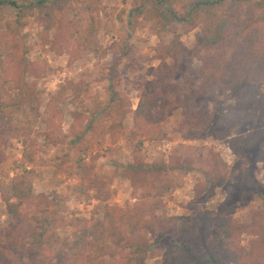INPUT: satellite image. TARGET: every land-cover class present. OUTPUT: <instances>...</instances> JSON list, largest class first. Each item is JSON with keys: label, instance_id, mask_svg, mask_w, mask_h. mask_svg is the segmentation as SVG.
Wrapping results in <instances>:
<instances>
[{"label": "rangeland", "instance_id": "1", "mask_svg": "<svg viewBox=\"0 0 264 264\" xmlns=\"http://www.w3.org/2000/svg\"><path fill=\"white\" fill-rule=\"evenodd\" d=\"M190 2L175 0L170 7L180 11ZM46 4L54 12L49 30L33 14L22 16L18 34L27 48L30 70L24 85H7L22 103L1 111L0 124L10 127H0L6 130L0 137V248L11 258L22 256V264L29 263V232L22 228L38 225L44 208L49 219L46 234L54 236L53 247L63 248L66 255V244L95 230L83 249V259L92 264H116L130 245L140 250L133 264H183L177 255H168L175 234L185 227L189 234L207 228L214 235L221 203H227L235 224L250 222L253 213L264 208V113L251 95L242 90L236 94L232 87L264 48V4L251 13L244 8L230 11L232 37L211 50L226 67L225 81L216 88L201 87V62L191 54L185 58L179 53L175 63L165 60L175 68L167 79L180 87L183 105L167 106L160 141L134 136L133 110L140 96L156 89V74L165 69L159 59L164 46L177 40L192 49L201 21L192 28L176 23L146 0ZM142 6V13L134 11ZM4 14L12 19L15 11L8 8ZM91 26L84 43L81 36ZM110 67L112 80L106 77ZM247 77L264 106V75L252 69ZM50 101L57 107L56 117H50L46 107ZM256 132V141L242 140L255 139ZM245 144L246 156L239 151ZM176 161L191 167L177 169ZM129 164L151 169L166 165L167 171L130 179L123 172ZM216 164L217 174L226 181L211 187L203 171ZM248 171L261 195L245 188L230 194L235 175ZM20 174L31 182L34 198L24 205L19 219L7 215L3 196L10 194L11 180ZM94 178L109 194L106 201L94 197ZM254 238L241 234L244 245ZM50 248L45 246L40 258L48 257Z\"/></svg>", "mask_w": 264, "mask_h": 264}, {"label": "trees", "instance_id": "2", "mask_svg": "<svg viewBox=\"0 0 264 264\" xmlns=\"http://www.w3.org/2000/svg\"><path fill=\"white\" fill-rule=\"evenodd\" d=\"M48 0H32L28 3L19 4L16 0H0V122L2 121V110L21 104L12 93L8 90V83H17L24 85L26 75L29 73V61L26 58L27 48L19 38L18 29L22 25V16L33 14L38 20L44 21L45 28L49 30L54 20V12L49 9L46 4ZM93 4L100 0H89ZM153 9L163 10L165 16L176 23L188 24L191 28L196 26L199 20L202 23L201 31L192 49H188L179 44L177 40H173L170 44L164 46L159 59L164 71L156 74V89L149 94L142 95L138 98L135 109L133 110L132 132L138 139H146L150 141H160L164 137L162 122L166 117V109L170 103L182 106L180 87L173 82L168 81L170 75L174 74L175 68H170L165 64V60L169 57L174 63L178 59V54H184L185 58H190V54L197 58L201 64L198 72L205 78L201 87L203 89H214L218 86L219 81H225L224 69L226 68L221 62L219 53L212 54L211 50L223 45L230 36L233 19L230 18V11L233 9L244 8L245 12L256 11L258 7H262L264 0H191L189 6L183 10H174L171 4L175 0H146ZM11 8L15 11L12 19L5 18V10ZM144 6L134 8L138 14L142 13ZM93 31L91 26L86 35H82V42L87 43L90 34ZM178 46L179 51L172 53L173 47ZM205 53L203 56L200 53ZM210 66V67H209ZM254 69L259 75H264V48L260 54L252 62L248 63L247 68L235 80L232 87L234 93L245 91L246 95H251L255 103H258L260 112L264 113V106L253 92V83L247 74ZM110 72L106 75L108 80L115 78L114 68H109ZM223 74H222V73ZM223 75V78L220 77ZM167 79V80H166ZM173 94L171 97L170 95ZM120 99L118 93H114ZM57 96H54V99ZM59 99V98H58ZM115 101V98L113 99ZM264 102V101H263ZM50 109V117L58 115L57 107L50 101L46 105ZM1 128H9L8 125H1ZM0 137L6 130H1ZM260 132L253 134V138H243L244 142L248 140L256 141L260 136ZM249 140V142H250ZM245 148L240 149V153L247 155ZM252 148L254 145L251 146ZM251 148V149H252ZM24 156L27 155L24 152ZM177 169H189L190 163L178 164ZM188 165V166H187ZM141 167L138 164H129L125 169L127 177L133 179H143L148 175L161 174L167 171L166 165L156 166L154 169ZM218 164L213 168L203 171L204 179L211 187H216L226 180L217 174ZM234 182L230 185V194L236 193L237 188L252 190L260 193L258 184L254 178L252 171L247 174H236ZM246 177L248 179H246ZM242 179H245L242 181ZM96 189L95 198L100 201H106L109 194L104 191V186L100 180L94 178L91 183ZM11 191L9 195L3 196L6 213L13 218H21L23 215L24 205L30 203L34 198V191L31 182L24 174L16 175L11 180ZM227 203H221L217 209L215 218L214 235L207 228L201 229L199 233L190 234L182 227L179 235L175 234V242L170 244L169 256L177 255L183 264H264V256L262 249L264 247V208L253 213L250 222L235 224L232 220L231 211L226 210ZM114 210V209H112ZM41 219L36 226L27 224L23 230L29 232L28 244L31 257L27 264H92L90 260L83 259V249L88 245V235H93L95 230L90 228L85 234L80 235L67 245L69 254H64L63 248H54V236L46 234V226L49 224L47 209L42 210ZM101 225V224H100ZM205 227V226H204ZM208 227V226H207ZM29 229V231H28ZM247 232L253 234L255 238L248 244L244 245L241 241V234ZM210 240V241H209ZM49 246L50 255L40 258L45 252L44 247ZM140 255V250L135 245L129 246L127 253L120 255V261L116 264H133ZM0 264H22V256L17 259L11 258L4 250L0 248Z\"/></svg>", "mask_w": 264, "mask_h": 264}]
</instances>
